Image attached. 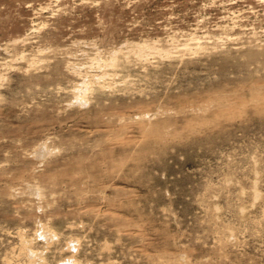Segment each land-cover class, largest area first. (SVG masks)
<instances>
[{
	"label": "rangeland",
	"instance_id": "1",
	"mask_svg": "<svg viewBox=\"0 0 264 264\" xmlns=\"http://www.w3.org/2000/svg\"><path fill=\"white\" fill-rule=\"evenodd\" d=\"M264 0H0V264H264Z\"/></svg>",
	"mask_w": 264,
	"mask_h": 264
},
{
	"label": "bare ground",
	"instance_id": "2",
	"mask_svg": "<svg viewBox=\"0 0 264 264\" xmlns=\"http://www.w3.org/2000/svg\"><path fill=\"white\" fill-rule=\"evenodd\" d=\"M257 100L263 102L264 101V94H261L259 97H257Z\"/></svg>",
	"mask_w": 264,
	"mask_h": 264
}]
</instances>
